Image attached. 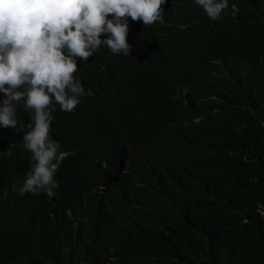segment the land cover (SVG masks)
I'll use <instances>...</instances> for the list:
<instances>
[{"label":"trees","instance_id":"16d2710c","mask_svg":"<svg viewBox=\"0 0 264 264\" xmlns=\"http://www.w3.org/2000/svg\"><path fill=\"white\" fill-rule=\"evenodd\" d=\"M162 7L163 24L128 19L131 55L78 59L94 96L55 105L50 134L75 152L55 196L13 190L31 110L0 126V264H264V0L217 20Z\"/></svg>","mask_w":264,"mask_h":264},{"label":"clouds","instance_id":"9594fccd","mask_svg":"<svg viewBox=\"0 0 264 264\" xmlns=\"http://www.w3.org/2000/svg\"><path fill=\"white\" fill-rule=\"evenodd\" d=\"M167 0H0V126L20 128L17 106L34 114V125L23 135V146L31 153V170L13 190L56 195L55 174L74 151H60L51 136L53 113L59 105L73 112L85 96L75 76L78 59L88 61L102 46L114 55H131L127 41L128 19L144 27L163 24ZM209 19L221 18L229 0H194ZM233 14L238 11L232 3ZM102 35L106 36L101 39ZM23 89V90H21ZM189 89L184 88L185 94ZM7 155L11 156L9 151Z\"/></svg>","mask_w":264,"mask_h":264}]
</instances>
